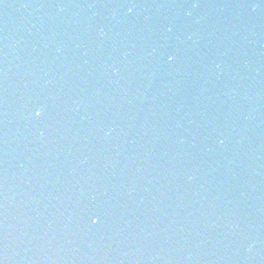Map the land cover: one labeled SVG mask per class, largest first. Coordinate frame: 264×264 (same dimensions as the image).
<instances>
[{
  "label": "water",
  "instance_id": "1",
  "mask_svg": "<svg viewBox=\"0 0 264 264\" xmlns=\"http://www.w3.org/2000/svg\"><path fill=\"white\" fill-rule=\"evenodd\" d=\"M0 264H264V0H0Z\"/></svg>",
  "mask_w": 264,
  "mask_h": 264
},
{
  "label": "snow or ice",
  "instance_id": "2",
  "mask_svg": "<svg viewBox=\"0 0 264 264\" xmlns=\"http://www.w3.org/2000/svg\"><path fill=\"white\" fill-rule=\"evenodd\" d=\"M39 115V113H37Z\"/></svg>",
  "mask_w": 264,
  "mask_h": 264
}]
</instances>
